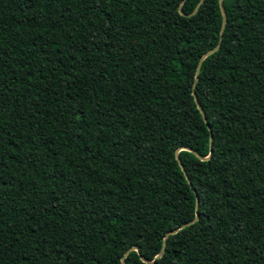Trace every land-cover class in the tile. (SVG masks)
Returning <instances> with one entry per match:
<instances>
[{
    "label": "trees",
    "instance_id": "16d2710c",
    "mask_svg": "<svg viewBox=\"0 0 264 264\" xmlns=\"http://www.w3.org/2000/svg\"><path fill=\"white\" fill-rule=\"evenodd\" d=\"M0 264H264V0H0Z\"/></svg>",
    "mask_w": 264,
    "mask_h": 264
},
{
    "label": "water",
    "instance_id": "95a60500",
    "mask_svg": "<svg viewBox=\"0 0 264 264\" xmlns=\"http://www.w3.org/2000/svg\"><path fill=\"white\" fill-rule=\"evenodd\" d=\"M220 11H221V15H222V22H221V26H220V32H221L222 29H223V26H224V13H223V8H222L221 6H220ZM217 46H218V44H217L213 49H211V50H209L208 52H206V54H208V53L214 51V50L217 48ZM206 54H205V55H206ZM198 68H199V65H197V67H196L195 75H194L193 82H192V85H191L192 89H193V86H194V84H195V82H196V80H197V76H196V74H197ZM192 94H193V91H192ZM194 100L196 101V98H195V97H194ZM196 103H197V101H196ZM197 108L199 109L201 115L203 116V113H202V111H201V109H200V107H199L198 104H197ZM196 207H197V198L195 199V208H196ZM196 218H197V215H195V217H194L192 220H190L189 222H187V223H185V224H183V225L178 226L177 228L173 229L171 232H175L178 228H180V227H182V226H184V225H186V224H189V223L193 222ZM132 249L135 250L136 248L133 247Z\"/></svg>",
    "mask_w": 264,
    "mask_h": 264
}]
</instances>
